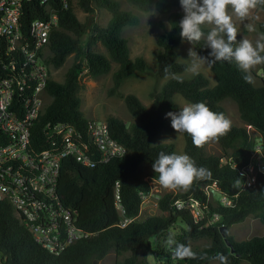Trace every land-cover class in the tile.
I'll use <instances>...</instances> for the list:
<instances>
[{
  "label": "trees",
  "instance_id": "trees-1",
  "mask_svg": "<svg viewBox=\"0 0 264 264\" xmlns=\"http://www.w3.org/2000/svg\"><path fill=\"white\" fill-rule=\"evenodd\" d=\"M126 1L141 11L154 8L166 16L168 27L161 22L162 32L156 37V70L149 74L167 80L158 92L150 94L152 100L148 107L133 94L124 97L125 107L132 118L129 124L112 115L105 117L112 138L126 149L124 156L93 168L83 167L75 161L67 162L73 177L79 176V181L70 180L78 184L72 198V206L79 205L80 210L75 225L89 236L54 255L37 244L15 218L10 205L0 201V264H95L94 260H103L110 251L116 256L114 264H148L140 258L147 252H153L161 264H210L211 260L220 264L216 259L218 252L228 257L229 264L242 261L264 264V233L240 241L234 240L229 233L230 226L243 222L248 216L256 217L264 224V173L256 172L254 182L246 186V172L243 170L255 145L248 128L257 134L264 155V78L252 70L253 80L246 82L234 62H216L209 66L214 78L212 85L201 73L190 78L181 77L179 74L185 71L186 64L177 61V47L182 42L178 25L184 15L179 0ZM259 8L264 10V6ZM75 9L84 14L106 10L110 19L105 26L93 24L88 27L79 21ZM36 16L30 12L25 14L26 21ZM138 21L137 15L121 9L116 0H76L75 4L69 0L68 9L59 13L58 28L50 33L46 62L50 69L62 66L68 56H72V62L62 82L49 78L46 86L49 102L32 129L31 141L37 150L47 147L42 132L46 123L69 124L81 134L84 143H88V119L80 109L82 70L88 77L97 78L110 71L111 62L116 63L117 68L112 72L113 90L130 78L148 73L142 57H129L127 40L121 35L125 26L136 25ZM256 25L259 33L264 35V22ZM86 34L88 40L83 44L82 38ZM95 43L105 48L108 57L92 50ZM192 45L198 55L208 57L211 50L205 46V40ZM259 66L264 76V65ZM254 79H260V83L255 85ZM175 95L189 103L203 102L210 110L226 117L221 101L229 98L236 103L244 126L232 124L231 131L216 141L221 148L220 155H206L205 145L197 148L191 137L183 134V153L189 155L197 167L207 169L209 175L195 182L189 191L177 190L158 198L159 214L142 221L134 220L122 227L119 223L121 215L137 218L142 195H148L151 190L142 165L148 166L149 177L159 183L152 163L161 152L174 153L173 143L154 145L153 140L164 127V111L177 112L183 108L175 102ZM211 184L230 200V205L209 201L203 217L197 221L188 209H177L173 205L174 200L188 197L205 203L203 188ZM213 214H217V221H210ZM177 224L182 227L174 236L178 242L190 246L198 239L209 240L201 249L191 248L197 254L196 259L177 260L172 256L166 240L169 228ZM222 226L226 227L225 237L232 244L233 253L220 234ZM152 239H155V246ZM125 253L127 255L123 256Z\"/></svg>",
  "mask_w": 264,
  "mask_h": 264
},
{
  "label": "built area",
  "instance_id": "built-area-1",
  "mask_svg": "<svg viewBox=\"0 0 264 264\" xmlns=\"http://www.w3.org/2000/svg\"><path fill=\"white\" fill-rule=\"evenodd\" d=\"M68 7L69 0H0V201L7 202L33 240L54 255L89 236L75 225L80 210L79 205L72 206L77 188L73 191L75 186L68 184L71 171L67 162L93 168L126 154L112 138L107 122L94 118L87 120L88 143L69 124L46 123L42 132L47 147L37 150L32 144L33 126L49 102L46 86L50 68L46 59L50 33L58 28L59 13ZM25 12L37 16L26 21ZM243 170L246 186L254 182L256 172L264 173L258 138ZM63 172L69 176L66 186L70 191L65 197L59 191ZM203 190L205 203L188 197L174 200L173 205L185 207L197 221L207 210L206 203L212 202L211 197L224 206L231 204L215 184ZM214 191L221 193L220 200L210 195ZM147 196L142 195L143 201ZM134 220L121 215L119 223L124 227ZM217 220L213 214L210 221Z\"/></svg>",
  "mask_w": 264,
  "mask_h": 264
},
{
  "label": "rangeland",
  "instance_id": "rangeland-1",
  "mask_svg": "<svg viewBox=\"0 0 264 264\" xmlns=\"http://www.w3.org/2000/svg\"><path fill=\"white\" fill-rule=\"evenodd\" d=\"M116 1L119 2L121 9L129 10L139 18V21L136 25L125 26L122 29L121 35L127 40L129 57L131 59L135 57H142L146 61V64L148 66V73L130 78L124 81V83L118 89L114 90L112 88V72L117 68L116 63L111 62L110 71L98 76L97 78H90L86 75V73H83L80 76V82L82 84L79 92V96L81 98L80 109L84 117L87 119L94 118L98 120H105V117L107 115H112L120 120H123L126 124H129L130 122H132V118L125 107L124 97L128 94H133L144 106L148 107L151 104L152 100L150 94L152 92H158L167 80L166 78H156L154 75L149 74V72L153 73L156 70L155 54L158 49L156 45V37L162 32L160 23H164L166 28L168 26L166 23V16L159 14L154 8H151L149 11L144 12L132 6L126 0ZM72 2L75 4L76 0H72ZM229 13L233 16V20L239 29L237 38L238 41L247 39L252 41L255 45L262 36L259 33L256 24L258 22H264V10L260 9L259 7H257L255 10H252L248 18L243 23L239 21V19L234 15L231 9H229ZM75 14L79 21L84 22L88 27L93 24L105 26L110 19L109 12L102 9L95 11L94 14H84L80 10L75 9ZM245 24H251L255 28V31L249 32L244 27ZM208 30L209 28L205 27V33H207ZM87 40L88 36L86 34L82 38V43L85 44ZM190 48L193 49V45L188 43L187 41H182L177 47V61L186 64L185 71L179 75L183 78H190L198 73H201L209 80L210 85H212L214 83V78L209 69V66L204 65L200 66L195 71L192 70V58L188 56ZM92 50L96 53H101L108 57L105 48L100 43H95L92 46ZM71 62L72 56H68L62 66L58 68H51L50 77L57 82H62L64 79V73L70 66ZM252 70L258 76L264 78V76L261 74L260 66H256ZM254 83L255 85H258L260 83V79H254ZM174 100L181 107L190 104L179 95H175ZM221 105L225 109L227 118L231 120L232 124L236 126H244V123L239 118L236 103L233 100L229 98L224 99L221 101ZM168 112L169 111H164L163 113L165 124L163 129L154 138L153 144L156 145L161 143H173L175 146L174 153L184 154L183 134H177L173 130V128L171 127L170 118H166V113ZM248 130L250 131L251 136H253L254 139L257 140V134L250 128H248ZM204 152L206 155H220L221 148L216 141H212L205 144ZM142 170L146 175L145 179L149 181L151 190L147 198L142 202L139 215L136 218L137 221H142L148 216L159 214L160 211L157 208L158 198L169 192H177V190L173 191L163 189L158 182L153 181L148 175L149 168L147 165H142ZM72 178L75 181H79L78 175L76 176V178H74L73 174L71 173L69 179V176L67 174H65L64 172L62 173L60 181L61 186L59 187V191L62 194V197H65L67 192L70 191V189H68L66 186V182L68 181V179V184L70 186H75L73 191L78 188L77 183L74 184L70 181ZM82 195H85V192H83ZM210 195H213L217 200H220L222 198L221 193L217 191H214L213 193L210 192ZM211 201L214 202L212 197ZM181 230L182 227L179 224L174 225L169 228L167 236L169 237L171 235L174 237ZM229 233L233 236L234 240L240 241L252 236L262 235L264 233V224H262L258 218L248 216L243 222L230 226ZM154 240L155 239H152L154 243L153 246H155ZM208 243L209 240L207 239H198L192 241L190 243V246L192 249H201ZM126 255L127 253H125L123 256ZM140 258L146 261L148 264L162 263L158 258L155 257V254L153 252L142 253L140 255ZM115 259V253L113 251H110L106 255V257L103 260L97 262V264H114ZM210 264H218V262L216 260H211ZM240 264L247 263L245 261H242Z\"/></svg>",
  "mask_w": 264,
  "mask_h": 264
},
{
  "label": "clouds",
  "instance_id": "clouds-1",
  "mask_svg": "<svg viewBox=\"0 0 264 264\" xmlns=\"http://www.w3.org/2000/svg\"><path fill=\"white\" fill-rule=\"evenodd\" d=\"M184 13L179 21L180 38L190 44L205 40V46L211 51L208 57H202L192 48L188 56L192 58L193 71L200 66H211L216 62H234L244 74L246 82L253 80L252 69L264 65V35L254 45L244 39L238 41L239 29L230 15L229 9L243 23L252 10L264 6V0H179ZM209 30L205 33L204 29ZM244 27L255 31L251 24ZM170 118L171 127L177 134H188L195 147L218 141L227 135L232 128V122L223 113H217L203 102L190 103L180 111L166 113ZM155 174H158L160 186L166 190L189 191L192 185L206 179L209 175L204 167H197L195 161L187 154L159 153L152 163ZM166 244L171 249L172 256L177 260L196 259L197 254L183 243L169 236ZM220 264H229L228 257L217 253Z\"/></svg>",
  "mask_w": 264,
  "mask_h": 264
},
{
  "label": "water",
  "instance_id": "water-1",
  "mask_svg": "<svg viewBox=\"0 0 264 264\" xmlns=\"http://www.w3.org/2000/svg\"><path fill=\"white\" fill-rule=\"evenodd\" d=\"M225 229H226V227H225V226H222V227L220 228V234H221V236L224 238V242H225V244L230 248V252L233 253L234 250H233V248H232V244H231L230 241L227 239V237H225ZM94 263L97 264V261L94 260Z\"/></svg>",
  "mask_w": 264,
  "mask_h": 264
}]
</instances>
